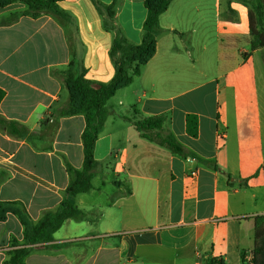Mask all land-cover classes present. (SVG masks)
<instances>
[{
  "label": "crops",
  "instance_id": "crops-1",
  "mask_svg": "<svg viewBox=\"0 0 264 264\" xmlns=\"http://www.w3.org/2000/svg\"><path fill=\"white\" fill-rule=\"evenodd\" d=\"M115 4L116 34L141 42L144 0ZM66 24L24 15L20 0L0 8V201L20 202L33 224L54 211L83 166V115L62 116L61 75L73 58L84 78L108 83L114 33L91 0H62ZM131 75V73H129ZM94 146L91 189L71 202L49 243L26 264H249L255 219L264 218V49L251 50L242 0H171L158 16L156 53L116 92ZM187 114L197 116L196 138ZM163 119L183 155L143 138L133 120ZM23 246L15 215L0 222V264L10 241ZM87 242L90 254L71 247ZM242 256L246 262L243 263ZM6 259V258H5Z\"/></svg>",
  "mask_w": 264,
  "mask_h": 264
},
{
  "label": "trees",
  "instance_id": "trees-1",
  "mask_svg": "<svg viewBox=\"0 0 264 264\" xmlns=\"http://www.w3.org/2000/svg\"><path fill=\"white\" fill-rule=\"evenodd\" d=\"M25 4L24 15L38 17L49 14L56 18L64 17L65 14L58 7L62 0H20ZM96 10L108 23L104 27L114 33V40L110 55L113 58L115 73L113 78L106 84L93 83L84 78L85 70L79 66L77 74V63L72 58L65 72H59L62 76V88L68 93V102L61 112L62 116L83 115L85 128L82 134L83 143V166L79 171L68 168L72 180L65 196L54 211L44 212L38 222L33 224L24 206L20 202L0 201V222L5 221L8 214L15 215L23 226V246L14 245L13 249L7 251V259L4 264H26L25 258L30 253V248L38 244L49 243L66 219L82 221L85 215L71 202L78 194L85 193L91 189V170L95 165L94 146L102 132L109 111L107 102L122 88L129 86L133 78L140 74V69L156 53V31L158 16L163 13L171 0H144L146 18L143 23L141 42L137 46H128L126 53L116 58V53L126 44L122 36L116 34L114 25L115 4L108 6L98 0H91ZM15 0H0V8H4ZM249 7L247 0H242ZM257 11L264 15V0H258ZM254 9L248 8V28L250 35L251 50L264 49V26L261 25L262 14L256 16ZM131 73V75H129ZM4 92L0 89V103L4 98ZM133 125L141 138L155 143L176 155H183L182 147L176 142L171 134H161L163 119L161 117H148L133 120ZM186 133L192 138L197 137L198 121L194 114L185 117ZM249 264H264V218L255 219L253 233V248L250 252ZM243 263L246 262L242 256ZM205 264H215L214 260L208 259ZM216 264H222L218 262Z\"/></svg>",
  "mask_w": 264,
  "mask_h": 264
},
{
  "label": "rangeland",
  "instance_id": "rangeland-1",
  "mask_svg": "<svg viewBox=\"0 0 264 264\" xmlns=\"http://www.w3.org/2000/svg\"><path fill=\"white\" fill-rule=\"evenodd\" d=\"M247 2H248V4H249V9H254L255 11V14H256V16L258 15V14H262L261 12H259V11H257V9H256V6L259 4L258 3V0H247ZM59 20L60 21H62V22H64V23H66V24H69V21L67 20V18L64 16V17H61V18H59ZM262 22H261V25L262 26H264V15L262 14ZM77 71V74L79 73V66H78V64H77V69H76ZM116 99H113V98H111L108 102H107V105H106V107H107V109H108V111L109 112H111V111H115V108H114V110L112 109V107H116ZM14 245H16V242L15 241H10V246H12V248H10V249H13V247H14ZM16 246H18V245H16ZM71 247H73V248H75V249H77V250H81L82 251V255L84 256H88L89 254H90V251H89V247H88V243L87 242H82V241H78V242H75V243H72L71 244ZM4 255H5V257H4V260H6L7 259V251L6 252H4ZM6 258V259H5ZM3 264H4V262H3Z\"/></svg>",
  "mask_w": 264,
  "mask_h": 264
},
{
  "label": "built area",
  "instance_id": "built-area-1",
  "mask_svg": "<svg viewBox=\"0 0 264 264\" xmlns=\"http://www.w3.org/2000/svg\"><path fill=\"white\" fill-rule=\"evenodd\" d=\"M250 259H251V256L249 255V256H248V261H249Z\"/></svg>",
  "mask_w": 264,
  "mask_h": 264
}]
</instances>
